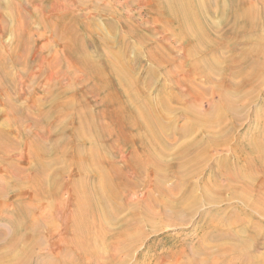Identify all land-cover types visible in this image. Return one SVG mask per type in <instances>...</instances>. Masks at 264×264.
Returning a JSON list of instances; mask_svg holds the SVG:
<instances>
[{
    "label": "bare ground",
    "instance_id": "bare-ground-1",
    "mask_svg": "<svg viewBox=\"0 0 264 264\" xmlns=\"http://www.w3.org/2000/svg\"><path fill=\"white\" fill-rule=\"evenodd\" d=\"M255 1L152 0V12L157 17L156 21L163 25L162 32L167 33L174 44L187 41L186 50L188 63L190 62L187 71L190 76L187 74L181 82L186 84V89L190 91L188 92L205 94L207 89L203 79L207 81V85L211 81L209 84L212 86L213 80L216 79L214 82L220 80L221 85L228 87L219 105V114L206 124V128L202 127L205 125L204 121L198 118L201 126L191 122L189 125L185 124V130L181 133L178 131L180 135L192 133V136L201 132V137L185 142L173 157L170 156L169 149L176 139L165 136L161 121L153 112L155 104L159 105L161 102L154 101L148 93H145L146 96L134 93L131 79L125 74L126 66L121 61L126 57L129 47L117 43L118 53L113 54L110 61L104 63V70L117 80V88L123 89L125 93L117 94L118 100L115 103L122 107L119 111L121 130L128 133V140L121 142V145L130 149L129 166L133 168L135 178L145 175L147 169H150L153 177L147 197L144 200L136 199L137 209L125 219H119V214L125 206L117 203L116 199L119 198L121 190L130 187L131 190L138 191L141 185L136 179L129 181L125 178L113 162V156L104 151L109 152L112 149V145L108 146L107 142L114 139L111 126L99 125L108 117L94 115L83 100L74 101V98H69L63 101L62 97L66 92L57 83L54 84L55 87L53 85L48 89L46 100L41 102L39 109L34 104L30 106L27 99L25 101L28 107H19L14 99L15 93H6L4 102L7 112L11 114L7 115L8 123L15 127V132L8 126L0 128V164L7 166L3 170L5 174L0 176V196L16 195L18 200L13 212L15 219L7 220L10 232L0 230V264H50L48 261L33 258L35 250L40 247L45 231L43 228L48 227L47 221L50 218L45 214L39 219H33V216L41 201H47L51 195L59 196L65 186V175L73 170L77 171L78 179L67 184L74 197L71 215L67 220L68 233L72 239L65 244L67 247L61 250V255L52 264H91L94 261L100 264H116L120 244L136 245L146 235V227L154 223L155 219L161 218L173 225V221L167 220L166 217H176L181 212L194 213L202 199H207L209 205L219 204V198L216 197L226 190L232 192L234 197L238 195L247 210L264 216V139L257 137V141L250 144L240 140L241 144L235 147V152L243 154L246 163L245 175L243 170L237 167L231 170L229 167L220 166L219 175L229 181L226 186L219 187L220 185L207 177L202 190L199 180H196L203 175L211 151L235 138L239 123L229 122L225 125L227 113L224 111V108L229 112L231 110L230 98L236 93L234 88L238 89V83L239 86L248 85L264 70V0ZM213 17L219 21L214 22ZM72 19L73 23L69 24L51 22L52 31L55 37L58 34L63 41L64 58L72 61L69 62L74 63L77 69L91 74L93 69L90 67L95 65L88 59L82 40L84 33H87L83 26H87L78 18ZM108 26L114 30L113 24L109 23ZM89 34L87 33V36ZM137 39L141 43L152 42L144 33ZM22 42L19 46L23 45ZM167 42L164 52L160 53V59L157 60L159 65L173 61L169 56L174 52L175 46ZM229 42L238 46V53L224 59L222 54L227 50ZM133 50L132 48L131 52ZM61 59L58 54L54 56L50 67L61 69L59 65L56 67L57 63L61 65ZM88 61L89 63H86ZM20 62L23 66V62L17 59L13 64L18 65ZM9 65L6 57L4 59L1 56L0 80L11 77ZM153 76H149L150 80H154ZM92 78L88 76L85 79ZM133 80L135 83L138 81L135 77ZM235 80H238L237 83L233 82ZM85 82L84 80V84ZM10 86L14 87V83L11 82ZM158 92L164 108L174 111L175 93L168 92L164 87ZM120 97L126 98L121 102ZM33 100L35 103L39 102L37 98ZM189 113L196 115L195 111ZM257 113L260 114L261 111ZM70 116L71 119L74 116V122L76 120L77 123L73 135L69 134L68 128ZM23 121L32 122L30 133H33L34 129L39 131L46 128L48 140L42 135L32 137L19 130L18 126L21 127ZM219 122L220 126L224 125L221 131L216 132L215 128H209ZM134 133L137 137L133 136ZM14 134L20 139L26 138L24 152L29 160L28 172L21 168L25 167L20 165L21 161L7 160L20 147L21 142L14 139ZM221 138H224L223 143L216 144ZM92 139L95 144H89ZM55 166L60 167L52 169ZM21 174L24 178H21ZM255 175L261 179L254 180ZM172 176L176 180L175 183H166L168 177ZM234 184L236 186L232 188ZM200 190L202 193L197 196L196 193ZM25 191L30 192L28 197L24 196ZM50 207L49 205V209ZM156 209L161 210V213H156ZM248 217L250 216L247 215L246 218ZM228 219V222L234 225V221L229 217ZM248 222L251 220L248 219L247 224ZM226 223V219H217L215 214L207 216L202 227L207 228L208 233L220 229L210 238L216 249L212 252L210 246H201L198 251H192L195 252L192 258H197L192 264H210L209 257H220L223 248L219 245L226 246L233 255L230 263L224 264H264V257H259L257 253L259 247L264 245V231H258V234L245 229V235L244 232L223 229ZM256 224L260 226L259 223ZM155 230L151 227V232ZM245 236L248 238L244 239ZM74 253L76 259H68V256L72 257Z\"/></svg>",
    "mask_w": 264,
    "mask_h": 264
},
{
    "label": "rangeland",
    "instance_id": "rangeland-1",
    "mask_svg": "<svg viewBox=\"0 0 264 264\" xmlns=\"http://www.w3.org/2000/svg\"><path fill=\"white\" fill-rule=\"evenodd\" d=\"M151 2L152 0H0V57L2 56L4 59L6 57L10 64L9 70L12 72L11 77L0 80V128L8 126L10 130L12 129L15 132V127L8 123L7 115L10 113L7 112L8 109L4 102L6 93L10 95L15 93L14 99L19 107L23 108L28 107V104L30 106L34 104L39 109L41 102L46 100L48 89L56 83L66 92L62 97L63 101L69 98H74V101L83 100L94 115L98 117L99 115L107 116L108 118L103 119L99 125L100 127L111 126L114 135V139L111 140L114 141L107 142L108 146L112 145L109 152L103 150L113 156V162L122 171L121 173L125 178L129 181L136 179L138 183L140 181L141 185L138 191H133L130 187L120 191V196L116 201L125 207L120 212L119 219L127 218L129 214L137 209V201L144 200L147 197L146 194L153 184L150 169H147L145 175L140 176V178L134 177L133 168L131 167V169L129 166L130 149L121 145V142L128 140V133L121 130L119 111L122 107H118L115 102L118 100L116 99L117 94L123 93L125 95V93L123 89L117 88V80L104 70V63L109 62L112 55L118 53L116 46L119 42L129 47L128 53H126V57L121 63L126 66L125 74L131 79L133 92L141 94V96H146L145 93H148L154 101L161 102L159 105L155 104L153 112L161 121L165 136L176 139L173 145L170 146V152L168 151L171 157L177 153L185 142L201 137V132H197L192 136V133L180 135L178 131L180 130L181 133L183 129L185 130V124L189 125L191 122L201 126L199 120H197L198 118L204 121L205 125L202 127L206 128V124L208 125L209 121H212L219 114V105L222 102L225 90H228L226 85H221L220 80L216 82H214L216 79L213 80L211 86V81L207 85V81L203 79L205 82L202 81L204 87L210 93L207 91L203 95L194 91L189 93L186 84L181 82L183 78L187 77V69L190 65L186 50L187 41L183 40L174 44L170 39L171 37L162 32L163 25L156 21L157 17L152 12ZM73 17L78 18L81 23L85 24L87 28L82 25L83 28L87 33H90L88 36L87 33H84L82 40H84L83 44L87 50L88 59L95 65L93 68L90 67V69H93L91 74H86L85 71L77 69L74 63H70L72 61L64 58L63 41H61L58 34L55 37L52 31L51 22L69 24L73 23ZM213 21L218 22L219 19L213 17ZM109 23L113 24L114 30L109 28ZM142 33L147 35L152 42H147L149 43L147 44L137 41V37ZM167 41L175 46L174 52L169 56L173 61L169 63L162 62L159 65L157 60L160 59V53L164 52V48L168 44ZM20 42L23 43L22 46H19ZM226 47L227 50L223 52L222 58L225 59L238 53V46L235 43L229 42ZM132 48L135 51L131 52ZM57 54L62 58L60 60L62 61L61 65L59 63L56 65L57 68L58 65L61 67L59 70L50 67L51 60ZM16 59L22 61L24 65L21 66V62L18 65L13 64ZM262 60L264 62V56ZM86 63H89V61ZM151 75H154V80H150L149 76ZM88 76L93 78L90 80L85 79ZM133 77L138 79L137 83L134 82ZM84 80L86 81L85 84ZM237 81L233 82L237 83ZM11 82L14 83V87L10 86ZM161 87H164L168 92L173 91L175 93L174 111L167 110V107L164 108L158 96V90ZM11 88H14V90L12 91ZM234 89L236 93L230 98V112L227 108H224L227 113L225 125H228L229 122H238L239 126L232 141L225 142L211 151L203 175L196 179L199 180L202 190L203 182L207 177H210L215 184L220 185L219 187L228 184V178L219 175L220 166L229 167L231 170L237 167L239 170L242 169L245 175L246 163L243 154L235 152V147L241 144L240 140L250 144L255 143L257 137L261 140L264 139V70L248 85L242 84L239 86L238 83V89ZM125 90L127 91V88ZM31 93L35 94L32 95ZM33 98H37L39 102L35 103ZM125 98L120 97L121 102ZM26 99L28 104L25 101ZM259 110L261 111L260 114L257 113ZM190 111H195L197 117L190 114ZM220 125L219 122L210 125L209 128H215L216 132H219L224 126ZM31 127V121H23L18 129L30 134L32 137L39 134L46 141L48 140V130L46 128L39 131L34 129V132L30 133ZM68 128L69 134H75L77 123L76 120L74 122V116L72 119L71 116L68 118ZM135 136L137 137V135ZM13 137L21 142L20 147L7 160L9 159L12 162L21 161L19 162L20 165L25 167H20L28 172L29 160L24 152L26 138L20 139L16 134ZM223 141L224 138H221L216 141V144L223 143ZM93 143L95 144L92 139L89 144ZM48 146L50 147V144ZM3 159L1 162H3ZM7 160H4L5 163H8ZM6 167L3 163L0 164V176L5 174L3 170ZM56 167L60 166H55L52 169ZM27 172L26 174H28ZM20 176L24 178L23 174ZM172 177H168L166 183H175L176 180ZM253 177H256L254 180L261 179L260 176L257 177L256 175ZM77 179V171L68 172L64 177L65 186L59 196L51 195L50 199L41 201L39 204L33 219L35 217L39 219L42 214L48 215L50 219L47 221V223L49 222L48 227L43 228L45 230L44 235L42 234L40 247L34 252V260L48 261L52 264L61 255V250L67 247L65 244L72 239V236L68 233L67 220L71 215L74 197L71 190L67 188V184ZM235 186L234 184L232 188H235ZM202 190L198 191L196 195L200 196ZM23 193H26L24 196L28 197L30 192L25 191ZM5 196H0V230L9 233L10 225L7 220L15 219L13 212L18 196ZM216 198H219V202H217L219 204L209 205L207 199H202L201 204L195 209L194 213L181 212L176 217H166L167 220L173 221V225L164 219H155L154 223L146 227V235L136 245L132 246L130 243L120 244L117 250L116 264H192V261L197 259L196 256L192 258L195 254L192 251H198L201 246H210L212 252L216 249L210 238L220 229L217 228L215 232L208 233L207 228L202 227L207 216L211 214H215L217 219L224 218L227 220L226 225L223 227L226 230L244 232L245 235V229L247 231L248 229L251 230L252 233L264 231V216L254 214L255 211L247 210L238 195L234 197L232 192L226 190ZM220 201L222 202L220 203ZM49 205L51 206L50 209ZM156 213L160 214L161 210L156 209ZM247 215L250 216L248 219L251 220L248 224ZM228 217L234 221V225L228 222ZM235 222L239 225L237 226ZM256 223H259L260 226H257ZM212 224H214V221ZM151 227L156 230L151 232ZM247 238L248 236L244 237V239ZM1 247L2 244L0 243ZM219 247L223 248L222 255L220 257H209L211 258L209 263H230V258L233 256L230 250L226 246L219 245ZM257 253L259 257H264V245L259 247ZM68 259H76L75 253L72 257L69 255ZM91 264L100 263L94 261Z\"/></svg>",
    "mask_w": 264,
    "mask_h": 264
}]
</instances>
